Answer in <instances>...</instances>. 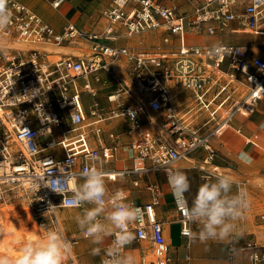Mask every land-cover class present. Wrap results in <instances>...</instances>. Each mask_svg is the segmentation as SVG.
<instances>
[{
  "label": "built area",
  "instance_id": "built-area-1",
  "mask_svg": "<svg viewBox=\"0 0 264 264\" xmlns=\"http://www.w3.org/2000/svg\"><path fill=\"white\" fill-rule=\"evenodd\" d=\"M44 1L53 10L66 2ZM12 3L13 23L0 34V217L5 213L1 215V207L18 198L37 219L52 216L55 223L50 222L61 231L56 211L77 208L45 187L48 179L63 181L94 165L106 173L107 182L129 178L139 188L142 177L161 172L187 247L192 229L183 212L185 197L177 196L169 184L177 163L201 151L202 163L210 169L200 170L207 177L221 175L214 165V142L229 130L264 154V127L246 134L234 125L237 118L253 115L264 100V57L230 42L243 33L264 36V0H110L100 13V31H84L73 22L58 30L27 5ZM136 36L146 40L129 44ZM7 41L26 47L2 49ZM83 44L86 54L56 50ZM214 45L223 46L224 53L210 55ZM115 66L121 77L112 76ZM103 75L115 85L106 96V110L96 87ZM192 80L195 87L189 86ZM113 119L124 120L125 143L113 132L109 143L102 141V125ZM121 148L128 152L129 166L106 168ZM234 181L235 192L249 191L246 180ZM73 188L67 185L66 198ZM144 188L150 200L134 204L141 219L130 226L141 249L136 264H172L156 214L159 187L146 182ZM240 250L246 264H264V244L250 240ZM69 264L79 263L69 255Z\"/></svg>",
  "mask_w": 264,
  "mask_h": 264
},
{
  "label": "clouds",
  "instance_id": "clouds-1",
  "mask_svg": "<svg viewBox=\"0 0 264 264\" xmlns=\"http://www.w3.org/2000/svg\"><path fill=\"white\" fill-rule=\"evenodd\" d=\"M12 0H0V34H4L13 23ZM223 46L214 45L210 55L224 53ZM190 87L196 86L192 80ZM95 159V157H93ZM244 162L251 158L244 154ZM205 182L198 187L189 206L185 200L184 216L190 224L198 225L197 231L188 233L190 239L201 243L207 241L232 242L243 236L237 227V221L244 218L250 207L246 189L238 188L233 193L236 183L226 174L203 177ZM55 192L63 195L62 203L77 209H83L76 217V223L83 237L93 247L91 255L99 256L102 252L106 259L102 264H136L135 258L125 249L135 239L130 226L141 219V209L128 201L119 190L110 192L106 185V173L96 167L83 168L75 176L48 179L43 182ZM74 186L70 198H66L67 185ZM169 184L174 193L183 198L190 191L191 185L187 175L177 169L169 175ZM91 205V207H86ZM46 235L29 239L19 248L15 258L0 254V264H66L72 245L61 231L46 229ZM113 237L111 246L102 248L105 238Z\"/></svg>",
  "mask_w": 264,
  "mask_h": 264
},
{
  "label": "rangeland",
  "instance_id": "rangeland-1",
  "mask_svg": "<svg viewBox=\"0 0 264 264\" xmlns=\"http://www.w3.org/2000/svg\"><path fill=\"white\" fill-rule=\"evenodd\" d=\"M38 1L40 6L44 0ZM164 1L169 4H181L185 2V0ZM77 2L78 0H72V4H76ZM44 3L47 4L45 1ZM109 3L110 0H82V8L79 10L82 16V24L78 23L77 25L85 31H100V13ZM62 13L68 14V8L64 9ZM248 34L251 35L250 33ZM241 35L243 34L234 36V39L238 40ZM143 38L146 40L145 36ZM258 39L260 40L258 44L264 43V39L260 37L252 38L251 42H256ZM9 45L12 47L16 46L14 44ZM83 46L84 48L80 52L84 54L88 53V46L85 44H83ZM72 52L74 51L72 50ZM111 83L113 84V80H108L107 85H110ZM111 89H113V87ZM104 98L106 100V104H109L106 96H104ZM260 111L262 112V110ZM260 119L262 122L264 115H262V118ZM114 121L117 122L118 120ZM261 122H255V126L262 127L263 125ZM255 126H251V129H254ZM214 144L216 149L214 165L221 167V171L232 177L233 180L244 179L248 182L250 207L245 212L244 218L236 222L238 229L242 230L243 236L232 242L210 240L206 243H201L198 240L194 241L189 239L188 241L196 244V249L193 251L189 246H185V250L182 249V251L176 249L175 253L172 255V264H191L192 262L195 264H246L245 255L240 250L241 246L250 240H256L264 244V154L258 149L252 148L249 145H244L242 140L232 132H228L223 139L221 138L215 140ZM244 154L251 158L250 163L244 162ZM200 165L201 163L199 158L194 157H190L189 162L181 160L178 163V167L180 168L179 170L183 171L187 175L191 185L190 191L185 193L188 204L191 203L200 184L205 182L202 178L207 177L203 171L199 170ZM157 177H159L158 174ZM145 179L148 180V176H146ZM232 191L235 193L234 186ZM135 196H139V194H135ZM12 201L14 203L1 207V215L7 211L11 212L9 216L12 219L11 221L16 223L15 226L18 228V238L20 239L17 240L18 238L15 234L16 231L6 234L5 232L2 234L1 231L0 254L15 258L20 254L18 250L24 242L29 239L35 240L40 235H46V229L53 228L55 230V228L51 222H48L50 218L44 217L37 219L31 208H28L25 201L19 200L18 198H14ZM168 201L169 199L164 198L161 201V206L167 205L166 202L168 203ZM88 206L91 207V205ZM82 211L83 209H61V211L57 212V214L61 213L64 215L65 219L68 220L65 222L61 221L62 229L67 235V238H72L73 241L78 242V245L75 248L76 253L73 255L74 257H76V254L78 253L89 250V247L91 246L90 244L85 247V251H81L83 248L82 243L90 242L89 240L81 237V231L75 220V217ZM175 214V212L169 213L168 217L171 218L175 216ZM0 221L1 225L4 223L8 225L9 222L7 218H4V215L0 218ZM198 227V225L191 224L192 231H197ZM178 229V225H172L169 229L165 230L166 232L167 230L169 231V235L171 237L170 243L175 246L184 242V240L178 235ZM35 232L36 234H34ZM31 235L34 237L32 238ZM106 242L107 241L105 240L103 245L108 243ZM184 245H186V243ZM9 249L11 251L8 252ZM185 257H188V259ZM66 264H69V256L66 260Z\"/></svg>",
  "mask_w": 264,
  "mask_h": 264
},
{
  "label": "crops",
  "instance_id": "crops-1",
  "mask_svg": "<svg viewBox=\"0 0 264 264\" xmlns=\"http://www.w3.org/2000/svg\"><path fill=\"white\" fill-rule=\"evenodd\" d=\"M18 1L27 5L31 9L35 10L44 20L49 22L53 27H55L58 30L63 28L67 22H73L76 26H78L77 25L78 23L82 24V22H81L82 16H81V13L79 11L80 8H82V4H81L82 0H78V2L76 4H72V0H66L65 4L59 10H54V11L51 10L52 8L50 9L49 8L50 6L47 5L46 3H44V1H43L42 5H40V6L38 4L39 3L38 0H18ZM34 5H36V6H34ZM66 8H68L69 13L68 14L62 13V11ZM81 30H83V29H81ZM90 31H94V30H90ZM239 35L240 34L233 35L230 38V42L235 43V44H239V45L249 46L250 49L254 52V54L264 57V43L258 44L260 42L259 39L256 42H254V41L251 42L252 38H256L258 36H253L252 34L249 35L248 33H243V35H241L238 38V40L234 39V36H239ZM259 36H262V35H259ZM260 38L264 39L263 36ZM138 41H139L138 38H132V39L128 40V43L129 44L137 43ZM15 45H16L15 47H18V48L26 47L23 45H20V47L17 44H15ZM83 48H84V46L79 47V46H74V45H67L65 47L57 48L56 50L63 53V54H69V55L77 56V55L83 54L80 52V51H82ZM72 50L76 53L72 52ZM113 70H114V72H113L112 76H114V77H121L122 76L121 71L116 66L113 67ZM102 80L103 81L101 84L96 85V87L99 88V90H100L97 94V98H98V101L100 103V106L106 110V109H108L107 107H109L110 105L106 104V100H105L104 96H107V94H110L115 89V85H114V81H113V84L111 83L110 85H107L108 80H112L108 76L103 75ZM112 87H113V89H111ZM122 102L130 103L131 99H123ZM111 107H113L112 104H111ZM260 110H262L263 113ZM258 113L261 115H259ZM262 115H264V100L260 102V104L258 106V110L253 115L249 116L248 118H237L234 122V125L241 126L244 133L249 134L258 127V126H255V122L260 123L261 122L260 118H262ZM114 120H118V121L116 122ZM105 123H107V124H105ZM105 123H104L105 125H102L103 126V133H102L101 137H102L103 142L109 143L108 134L110 132H113L115 134H119L118 139H119L120 143H125L127 141L125 136L123 134H121V132L125 128L124 120L113 119V120H110V121L105 122ZM261 123L263 125L262 127H264V119ZM251 126H255V128L251 129ZM228 132H232L234 135H236L238 138H240L242 140L244 145H246L243 141V138L240 135L235 134L232 130L227 131L223 135L222 139L224 138V136ZM57 150L58 149H56V151ZM189 157L199 158V161L201 163V165L199 166V170L201 167H203L205 170L210 169V167L208 165H203V163H202L203 154L201 151H196L193 154H191ZM186 161L189 162L190 158H187ZM127 166H129L128 152L124 148L119 149L117 151L116 155L114 156V159L105 165L106 168L113 169V170L123 168V167H127ZM177 168H179V167L177 166ZM218 169H219L218 170L219 172H221L222 174H225L224 172L221 171V169H222L221 167H219ZM157 174L159 177H157ZM146 176H148V180L145 179ZM146 176L142 177L139 188L133 187L129 178H126V180H119L117 182H112V183L106 181V185H107L110 192L117 191V190H123L127 193L126 199L128 201H130L134 204H143V203H147L150 200L149 194H148L147 190H145V188H144L145 183L150 182V183L157 184V186L159 187L160 193H161V197H160V204L156 210V214H157L158 219L163 223V233H164L165 241L170 246V253L172 256L175 253L176 249H179L180 251H182V249L185 250L184 244L186 243V240H185V238L180 237L179 229H178V235L181 239L184 240V242L180 243L179 245H176V246L172 245L170 243L171 237L169 235V231L167 230V232H166L165 230L169 229L172 225H178V224H177L174 216L171 218L168 217L169 213L174 212V210H173L172 200H171V196L169 194L167 184H166L165 179H164L161 172H153V173L146 175ZM135 194H139V196H135ZM164 198L169 199V201H168V203L166 202L167 205L161 206V201ZM188 205L190 206L191 203ZM87 206L88 205H86V207ZM58 211H61V209L57 210L56 212H58ZM57 218H58L59 222L68 221L65 219L64 215H62L61 213L57 214ZM105 240L108 243L106 242L107 244L101 245V247L102 248L110 247L111 237H107ZM82 244H83V246H82L83 248L81 251H85V249H86L85 247H87L91 243L90 242H84ZM77 245H78V242L74 241V244H72V248H71V252H70L72 256L74 255V253H76L75 248L77 247ZM188 246L193 251L196 249V244L192 243L190 241H189ZM92 247H93V245H91L89 247V250L76 254V258H77V261L79 264H99L100 260L105 256V254H104V252H102L101 255H99V256L91 255V248ZM142 247L145 248V247H147V245L146 244H140V248H142ZM125 251L128 254H131L135 258V262H137L139 252L141 255V249H139V246L135 242V239L132 241V243L130 245H128L126 247ZM191 264H195V263L192 262Z\"/></svg>",
  "mask_w": 264,
  "mask_h": 264
},
{
  "label": "bare ground",
  "instance_id": "bare-ground-1",
  "mask_svg": "<svg viewBox=\"0 0 264 264\" xmlns=\"http://www.w3.org/2000/svg\"><path fill=\"white\" fill-rule=\"evenodd\" d=\"M48 5V4H47ZM50 8V7H49ZM51 9V8H50ZM51 10H53V9H51ZM54 11V10H53ZM253 36H258V37H262V36H259V35H253ZM142 37H144V36H142ZM142 37H140V36H136V37H132V38H138L139 39V41L140 40H142L141 38ZM132 38H130V39H132ZM129 39V40H130ZM138 41V42H139ZM9 44H14L12 41H7L6 42V44L2 47V49L3 48H9V47H12V46H9ZM15 45V44H14ZM19 47H20V45H18ZM23 46H25V45H23ZM3 51V50H2ZM115 97V96H114ZM112 99H114L113 97H112ZM55 137V136H54ZM54 142V141H53ZM13 150H14V147L12 148ZM54 151H56V149L54 150ZM187 158H190L189 156H185L184 158H182L181 160H186ZM180 160V161H181ZM179 163V162H178ZM177 166H178V164H177ZM179 169V168H178ZM184 197H185V200H186V202H187V199H186V196L184 195ZM187 204H188V202H187ZM28 205V204H27ZM28 208L30 209V206L28 205ZM11 214V212H9V211H7V212H5L4 213V218H7L8 219V225L7 224H3L2 225V228L3 229H1L0 228V232L2 231V234L5 232V234L6 233H9V232H14V231H16V235H17V238L19 237V235H18V228H17V226H15V224L16 223H14V222H12L11 220V218H10V215ZM60 214V213H59ZM46 218L48 217V218H50V220L48 221V222H50V221H52L53 223H55V219L52 217V216H45ZM1 218V217H0ZM56 220H57V222H58V224H59V227H60V230H61V232L63 233V235L67 238V235L64 233V231H63V229H62V226H61V222H59L58 221V218H57V212H56ZM7 225V226H6ZM53 229V228H52ZM20 230V229H19ZM34 234H36V232L34 233ZM31 237L33 238L34 236L33 235H31ZM36 237V236H35ZM20 238H18L17 240H19ZM68 239H72V238H69L68 237ZM16 242V241H15ZM18 243V242H17ZM71 243V245L72 244H74V241H71L70 242ZM188 245H189V241H188ZM8 248V247H7ZM7 250V249H6ZM9 251H11L10 249L8 250V252ZM70 255H71V253H70ZM72 256V255H71Z\"/></svg>",
  "mask_w": 264,
  "mask_h": 264
}]
</instances>
